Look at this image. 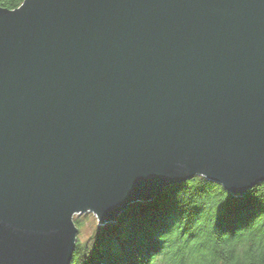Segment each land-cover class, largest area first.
<instances>
[{
	"label": "water",
	"instance_id": "water-1",
	"mask_svg": "<svg viewBox=\"0 0 264 264\" xmlns=\"http://www.w3.org/2000/svg\"><path fill=\"white\" fill-rule=\"evenodd\" d=\"M196 177L264 184V0L0 8V264H71L75 216Z\"/></svg>",
	"mask_w": 264,
	"mask_h": 264
},
{
	"label": "trees",
	"instance_id": "trees-1",
	"mask_svg": "<svg viewBox=\"0 0 264 264\" xmlns=\"http://www.w3.org/2000/svg\"><path fill=\"white\" fill-rule=\"evenodd\" d=\"M24 1L0 0V8ZM71 264H264V184L243 197L203 177L167 188L96 226Z\"/></svg>",
	"mask_w": 264,
	"mask_h": 264
},
{
	"label": "rangeland",
	"instance_id": "rangeland-1",
	"mask_svg": "<svg viewBox=\"0 0 264 264\" xmlns=\"http://www.w3.org/2000/svg\"><path fill=\"white\" fill-rule=\"evenodd\" d=\"M75 219H78L81 225L79 228L78 242L84 244L93 234L95 227L98 226L97 219L93 214L75 216Z\"/></svg>",
	"mask_w": 264,
	"mask_h": 264
}]
</instances>
